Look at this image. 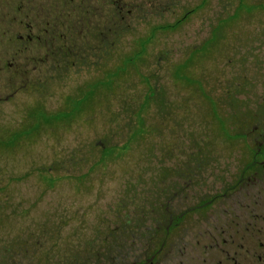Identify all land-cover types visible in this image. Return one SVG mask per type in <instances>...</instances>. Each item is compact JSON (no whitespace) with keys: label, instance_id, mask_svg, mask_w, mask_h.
Listing matches in <instances>:
<instances>
[{"label":"rangeland","instance_id":"374dc122","mask_svg":"<svg viewBox=\"0 0 264 264\" xmlns=\"http://www.w3.org/2000/svg\"><path fill=\"white\" fill-rule=\"evenodd\" d=\"M8 1L6 21L13 17L14 0ZM87 1L85 19L92 16L94 23L81 42H99L97 65L53 81L39 108H33L39 98L33 91L0 103V264H112L127 246H141V231L164 223L167 206L189 207L196 178L209 180L212 172L219 183L244 162L239 133L252 131L254 121L246 115L257 100L245 88L253 79L242 62L257 59L253 40L264 23L257 5L264 0H244L239 9L237 0H175L166 14L157 7L149 12L145 0H117L133 7L127 5L134 14L126 26L112 0ZM64 4L51 0L58 33ZM194 8L181 26L153 29ZM220 20L224 29H215ZM109 36L116 40L111 52ZM144 76L159 93L145 102L137 126L147 94ZM97 79L96 92L85 95ZM12 85L8 75L1 78L0 96ZM138 128L142 132L129 141ZM126 141L127 149L93 167L103 144ZM191 222L188 216L183 230Z\"/></svg>","mask_w":264,"mask_h":264},{"label":"flooded vegetation","instance_id":"af4514ba","mask_svg":"<svg viewBox=\"0 0 264 264\" xmlns=\"http://www.w3.org/2000/svg\"><path fill=\"white\" fill-rule=\"evenodd\" d=\"M64 1L63 32L58 33V22L52 19L51 0H46L44 5H38L36 0H29V5L25 2L17 4L18 1L14 0L13 17H9V21L5 20V9H9L8 4L11 3L0 0V79L8 75L13 81L12 92L0 96V103L17 93L33 91L39 97L33 103V108H39L50 92L53 81L64 80V73L69 71L79 72L87 66L97 65L100 59L99 42L87 46L81 42L84 29L94 23L93 20L89 21L92 16L85 19L86 11L91 12L88 1ZM119 1H111L115 14ZM207 1L203 3L207 4ZM144 4L146 9L162 8V13L166 14L175 5V0H145ZM242 4L244 0H237L236 8L239 9ZM127 5L133 8L125 3L116 10L123 15L121 26L130 24L129 20L134 14V10L127 9ZM257 6L264 13V5ZM195 10L187 11L173 23L160 24L153 29H175L184 24ZM149 12L152 11L149 9ZM115 14L107 26L111 34H115L118 23ZM233 15L227 14L226 18ZM220 23L221 20L215 29ZM255 33L253 42L257 59L252 65L244 60L242 62L246 75L250 73L253 79L245 88L257 100L252 103L254 113L248 112L246 115V120L252 118L254 121L252 131L248 132L245 128L244 132L239 133L246 148L242 152L244 162L235 170L232 169L231 174L226 172L228 175L222 176L224 180L219 183L212 181V172L209 180L206 176L196 178L198 183L194 182V196L190 199L189 207L182 210L174 207L170 210L167 206L164 223L149 232L141 231L137 236L142 240L141 246H127L129 248L122 251L121 255L113 256L112 264H264V23L257 26ZM108 42L111 52L116 40L109 36ZM208 42L203 45V49H207ZM142 45L145 52L148 44ZM110 52L108 56L111 58ZM144 77L146 93L153 97L159 93V88L151 77ZM99 85L101 81L97 79L89 85L85 95L96 92ZM162 89L165 90L164 87ZM210 103L214 111L215 103L212 100ZM60 113L61 118H64V110ZM223 133L227 136V132ZM197 174L195 172L194 177ZM200 179L208 181L200 182ZM188 216L192 217V222L183 230ZM174 234L176 239L171 241Z\"/></svg>","mask_w":264,"mask_h":264},{"label":"trees","instance_id":"16d2710c","mask_svg":"<svg viewBox=\"0 0 264 264\" xmlns=\"http://www.w3.org/2000/svg\"><path fill=\"white\" fill-rule=\"evenodd\" d=\"M88 98V96L86 97ZM150 98V94H146L145 97H144V100L141 104V108L137 111V117H138V120H137V126H142V117H141V111L145 108V102L147 103L148 99ZM79 102L82 101V98H79L78 100ZM142 132V129L138 128L137 130H133L131 131L130 135H129V141L139 135L140 133ZM131 136V137H130ZM127 144H128V141L124 142L123 144L119 145V144H103V147L101 149V156H100V159L98 160V162H96L95 164H93V167H96L99 165V163H101L102 161L105 160V158H107L108 156H111L113 155L114 153L120 151V150H125L127 149ZM43 174H48L49 173V170H46V171H42ZM52 181H54V179H51Z\"/></svg>","mask_w":264,"mask_h":264}]
</instances>
